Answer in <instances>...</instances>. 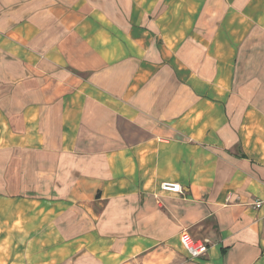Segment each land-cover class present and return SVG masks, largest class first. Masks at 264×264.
I'll return each mask as SVG.
<instances>
[{"label": "crops", "instance_id": "obj_1", "mask_svg": "<svg viewBox=\"0 0 264 264\" xmlns=\"http://www.w3.org/2000/svg\"><path fill=\"white\" fill-rule=\"evenodd\" d=\"M262 200L264 0H0V264H264Z\"/></svg>", "mask_w": 264, "mask_h": 264}, {"label": "built area", "instance_id": "obj_2", "mask_svg": "<svg viewBox=\"0 0 264 264\" xmlns=\"http://www.w3.org/2000/svg\"><path fill=\"white\" fill-rule=\"evenodd\" d=\"M161 190L165 193L171 194H183V188L180 184L164 183L161 186ZM264 204V200L256 203V207L259 208ZM181 243L188 255L192 258H199L205 256L208 252V242L198 241L191 238L187 231L183 232L181 235Z\"/></svg>", "mask_w": 264, "mask_h": 264}]
</instances>
